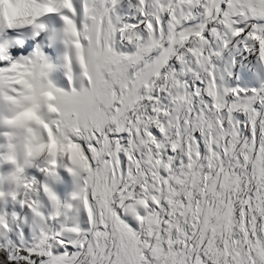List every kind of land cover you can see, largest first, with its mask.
<instances>
[{
	"label": "snow or ice",
	"instance_id": "obj_1",
	"mask_svg": "<svg viewBox=\"0 0 264 264\" xmlns=\"http://www.w3.org/2000/svg\"><path fill=\"white\" fill-rule=\"evenodd\" d=\"M0 264H264V0H0Z\"/></svg>",
	"mask_w": 264,
	"mask_h": 264
},
{
	"label": "bare ground",
	"instance_id": "obj_2",
	"mask_svg": "<svg viewBox=\"0 0 264 264\" xmlns=\"http://www.w3.org/2000/svg\"><path fill=\"white\" fill-rule=\"evenodd\" d=\"M57 191L60 192L61 194H63V190L60 188L59 185H57Z\"/></svg>",
	"mask_w": 264,
	"mask_h": 264
}]
</instances>
